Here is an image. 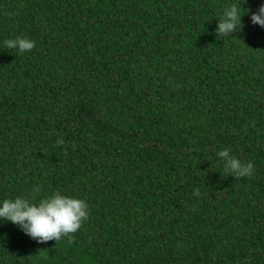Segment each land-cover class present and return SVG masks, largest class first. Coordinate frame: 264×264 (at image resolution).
I'll return each mask as SVG.
<instances>
[{
  "label": "trees",
  "instance_id": "1",
  "mask_svg": "<svg viewBox=\"0 0 264 264\" xmlns=\"http://www.w3.org/2000/svg\"><path fill=\"white\" fill-rule=\"evenodd\" d=\"M233 2L0 0V200L89 210L40 245L0 224V264H264V29L217 38Z\"/></svg>",
  "mask_w": 264,
  "mask_h": 264
},
{
  "label": "clouds",
  "instance_id": "2",
  "mask_svg": "<svg viewBox=\"0 0 264 264\" xmlns=\"http://www.w3.org/2000/svg\"><path fill=\"white\" fill-rule=\"evenodd\" d=\"M246 2L247 0H240L239 4L233 2L223 7L214 29L217 38L243 33L246 25L242 21L245 16H248L250 26L264 29V0L254 11L243 6ZM3 45L23 54L33 49L35 42L17 36L4 40ZM57 143L63 144V140L59 139ZM217 156L222 158L226 176L240 178L252 175L254 165L235 158L228 149L219 151ZM40 193L41 188L33 186L25 196L0 200V224L11 223L23 235L40 245L69 237L88 219L89 210L85 200L65 195L59 190L43 197ZM200 194L199 188L193 189L194 196Z\"/></svg>",
  "mask_w": 264,
  "mask_h": 264
},
{
  "label": "rangeland",
  "instance_id": "3",
  "mask_svg": "<svg viewBox=\"0 0 264 264\" xmlns=\"http://www.w3.org/2000/svg\"><path fill=\"white\" fill-rule=\"evenodd\" d=\"M85 263H86V261H85Z\"/></svg>",
  "mask_w": 264,
  "mask_h": 264
}]
</instances>
